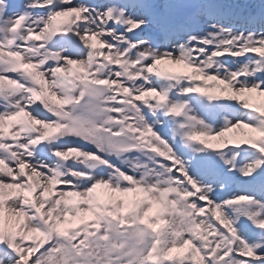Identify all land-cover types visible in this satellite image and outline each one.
I'll use <instances>...</instances> for the list:
<instances>
[{"label": "snow or ice", "instance_id": "1", "mask_svg": "<svg viewBox=\"0 0 264 264\" xmlns=\"http://www.w3.org/2000/svg\"><path fill=\"white\" fill-rule=\"evenodd\" d=\"M0 264H264V0H0Z\"/></svg>", "mask_w": 264, "mask_h": 264}, {"label": "rangeland", "instance_id": "2", "mask_svg": "<svg viewBox=\"0 0 264 264\" xmlns=\"http://www.w3.org/2000/svg\"><path fill=\"white\" fill-rule=\"evenodd\" d=\"M154 214V213H153Z\"/></svg>", "mask_w": 264, "mask_h": 264}]
</instances>
